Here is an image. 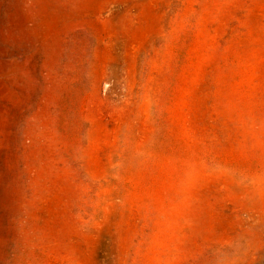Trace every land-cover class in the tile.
I'll return each instance as SVG.
<instances>
[{
    "label": "rangeland",
    "instance_id": "rangeland-1",
    "mask_svg": "<svg viewBox=\"0 0 264 264\" xmlns=\"http://www.w3.org/2000/svg\"><path fill=\"white\" fill-rule=\"evenodd\" d=\"M0 264H264V0H0Z\"/></svg>",
    "mask_w": 264,
    "mask_h": 264
}]
</instances>
